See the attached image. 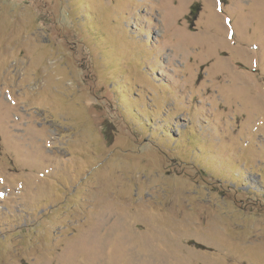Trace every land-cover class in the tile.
<instances>
[{"label": "rangeland", "instance_id": "rangeland-1", "mask_svg": "<svg viewBox=\"0 0 264 264\" xmlns=\"http://www.w3.org/2000/svg\"><path fill=\"white\" fill-rule=\"evenodd\" d=\"M0 264H264V0H0Z\"/></svg>", "mask_w": 264, "mask_h": 264}, {"label": "trees", "instance_id": "trees-1", "mask_svg": "<svg viewBox=\"0 0 264 264\" xmlns=\"http://www.w3.org/2000/svg\"><path fill=\"white\" fill-rule=\"evenodd\" d=\"M195 6V5H194ZM194 6L192 8H194Z\"/></svg>", "mask_w": 264, "mask_h": 264}]
</instances>
